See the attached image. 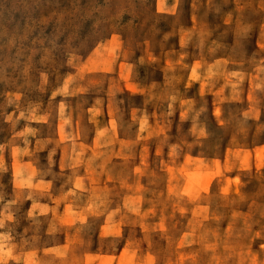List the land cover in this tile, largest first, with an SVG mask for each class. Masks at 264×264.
I'll list each match as a JSON object with an SVG mask.
<instances>
[{
	"label": "rangeland",
	"instance_id": "374dc122",
	"mask_svg": "<svg viewBox=\"0 0 264 264\" xmlns=\"http://www.w3.org/2000/svg\"><path fill=\"white\" fill-rule=\"evenodd\" d=\"M0 264H264V0H0Z\"/></svg>",
	"mask_w": 264,
	"mask_h": 264
}]
</instances>
